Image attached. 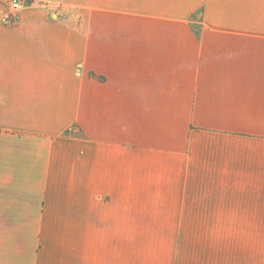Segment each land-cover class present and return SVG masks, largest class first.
<instances>
[{"label": "crops", "instance_id": "1", "mask_svg": "<svg viewBox=\"0 0 264 264\" xmlns=\"http://www.w3.org/2000/svg\"><path fill=\"white\" fill-rule=\"evenodd\" d=\"M2 12L0 211L25 196L75 231L0 264H130L131 226L264 227V0Z\"/></svg>", "mask_w": 264, "mask_h": 264}, {"label": "rangeland", "instance_id": "2", "mask_svg": "<svg viewBox=\"0 0 264 264\" xmlns=\"http://www.w3.org/2000/svg\"><path fill=\"white\" fill-rule=\"evenodd\" d=\"M27 1L0 0L3 21L14 23ZM15 2L23 7L15 9ZM194 26H201L200 11L195 14ZM7 198L3 195L1 202ZM14 200L22 209L0 211V251L32 247L38 251L43 246L73 251L74 227L41 226V212L26 209L25 196H15ZM130 264H264V227L131 226Z\"/></svg>", "mask_w": 264, "mask_h": 264}, {"label": "built area", "instance_id": "3", "mask_svg": "<svg viewBox=\"0 0 264 264\" xmlns=\"http://www.w3.org/2000/svg\"><path fill=\"white\" fill-rule=\"evenodd\" d=\"M13 7H14L15 9H21V8L23 7V4H22L21 2H15V3L13 4Z\"/></svg>", "mask_w": 264, "mask_h": 264}]
</instances>
